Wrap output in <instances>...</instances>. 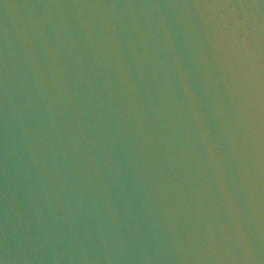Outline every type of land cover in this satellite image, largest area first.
<instances>
[{
	"label": "water",
	"instance_id": "95a60500",
	"mask_svg": "<svg viewBox=\"0 0 264 264\" xmlns=\"http://www.w3.org/2000/svg\"><path fill=\"white\" fill-rule=\"evenodd\" d=\"M0 264H264V0H0Z\"/></svg>",
	"mask_w": 264,
	"mask_h": 264
}]
</instances>
